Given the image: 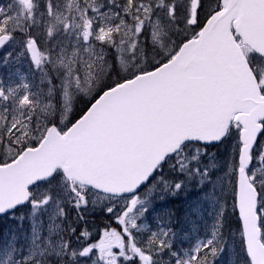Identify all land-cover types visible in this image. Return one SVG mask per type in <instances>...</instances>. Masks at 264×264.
Here are the masks:
<instances>
[{
	"label": "snow or ice",
	"instance_id": "6c2138e0",
	"mask_svg": "<svg viewBox=\"0 0 264 264\" xmlns=\"http://www.w3.org/2000/svg\"><path fill=\"white\" fill-rule=\"evenodd\" d=\"M0 264H264V0H0Z\"/></svg>",
	"mask_w": 264,
	"mask_h": 264
}]
</instances>
